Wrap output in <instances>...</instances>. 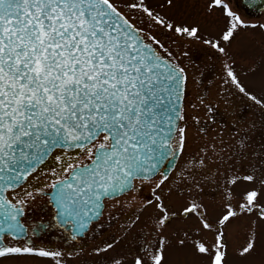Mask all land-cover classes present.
I'll list each match as a JSON object with an SVG mask.
<instances>
[{
	"label": "snow or ice",
	"instance_id": "snow-or-ice-1",
	"mask_svg": "<svg viewBox=\"0 0 264 264\" xmlns=\"http://www.w3.org/2000/svg\"><path fill=\"white\" fill-rule=\"evenodd\" d=\"M41 206L73 240L123 222L69 254L35 245ZM230 232L236 264H264V21L228 0H0V260L228 264Z\"/></svg>",
	"mask_w": 264,
	"mask_h": 264
},
{
	"label": "rangeland",
	"instance_id": "rangeland-1",
	"mask_svg": "<svg viewBox=\"0 0 264 264\" xmlns=\"http://www.w3.org/2000/svg\"><path fill=\"white\" fill-rule=\"evenodd\" d=\"M230 7L236 11L238 14H240L242 16V18L246 19V20H250L253 22L256 21H264V11H262L261 13H259V15L254 16V15H249L247 13H245L243 7L241 6V2L239 0H228ZM150 3L152 4L153 7L158 8V5L160 3H162V0H150ZM202 9H197V8H191L189 7L188 9L185 10L186 14L188 15H192L195 14L198 17L201 14ZM216 17L218 19H221V14L219 11L216 12ZM221 25L220 24H211V25H207V33H215L219 30V27ZM245 34H242V37ZM192 56H193V60H195V62L201 66V68H203L204 64H208V69L204 71V76L206 77L205 79H203L202 82H198V84L196 85V90L198 91H210L212 94L215 93V84L213 83L211 88H204V85H208L209 82L215 81L218 82V78H219V72L216 71V69H218L219 67V61L216 60L214 57H211L210 54L206 53L203 50V46H196L194 47L192 50ZM196 57H199V59H196ZM215 64V68H213V65ZM245 82L248 83L249 80L247 78H245ZM259 89L257 88V91ZM220 113H222L223 115V106H221L220 109ZM201 115H203V113H201ZM249 118H254L257 121L260 120V116L259 113L253 109L251 112L248 113ZM218 117V116H217ZM222 119V118H221ZM222 122V121H221ZM193 134H195V130L193 129ZM259 135L257 136V139H259ZM247 185L246 184H241L237 187L236 192L237 195L239 196V194L243 191L244 188H246ZM148 193V189H145V194L147 195ZM139 199V198H138ZM39 203V202H38ZM40 207H33L31 209H39ZM112 219V225L110 226L109 230L107 231V233L104 236H107L110 232H115V230L117 229V227L119 226V224H121L123 222V219H117L116 217L111 218ZM191 219V218H189ZM174 224L178 223L176 221L173 222ZM101 236L99 238H94V239H89L88 241H86V246H83L81 248L84 249H89L94 243H96L100 238L104 237ZM240 243V234L238 233H229V257H228V264H236V256H235V247L236 245H238ZM58 244V243H57ZM37 247H45L48 249H58L55 247H50L47 245H40ZM80 248H75L73 250H64L62 247L61 250L63 252L66 253H72L73 251H77L79 252ZM68 264H80V261L85 259V257L83 255H80L79 257H73L71 255H68L66 257ZM0 264H53L51 259L48 258H39V257H30V258H25L22 262L21 261H17L14 258L10 259V260H0Z\"/></svg>",
	"mask_w": 264,
	"mask_h": 264
},
{
	"label": "flooded vegetation",
	"instance_id": "flooded-vegetation-1",
	"mask_svg": "<svg viewBox=\"0 0 264 264\" xmlns=\"http://www.w3.org/2000/svg\"><path fill=\"white\" fill-rule=\"evenodd\" d=\"M217 116L218 121H222V113L219 112ZM27 216L30 222L49 225L38 230L32 237L36 246L47 245L58 249L62 247L64 250H73L86 246V241L104 236L112 225V219L106 217L105 222L96 225L93 231L88 232L82 238L73 240L68 232L61 229L58 225H55L54 221H50L48 206H41L36 210L30 209Z\"/></svg>",
	"mask_w": 264,
	"mask_h": 264
},
{
	"label": "water",
	"instance_id": "water-1",
	"mask_svg": "<svg viewBox=\"0 0 264 264\" xmlns=\"http://www.w3.org/2000/svg\"><path fill=\"white\" fill-rule=\"evenodd\" d=\"M242 5L245 7V9H247L248 11H252L255 14H259L264 10V3H261L258 5V7L256 8H250L247 4V0H241Z\"/></svg>",
	"mask_w": 264,
	"mask_h": 264
}]
</instances>
